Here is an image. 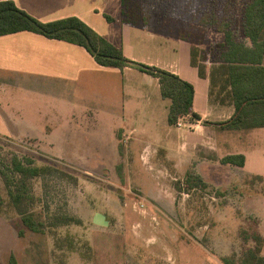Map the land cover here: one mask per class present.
I'll use <instances>...</instances> for the list:
<instances>
[{
  "label": "rangeland",
  "instance_id": "obj_1",
  "mask_svg": "<svg viewBox=\"0 0 264 264\" xmlns=\"http://www.w3.org/2000/svg\"><path fill=\"white\" fill-rule=\"evenodd\" d=\"M133 2L139 14L146 15L149 31L126 27L123 43L140 64L171 70L178 54L183 63L192 50L193 61L209 72L220 62L224 40L221 31L207 25L212 17L218 19L217 26L228 17L236 40L252 47L243 26L250 0ZM142 75L134 69L125 79L115 80L119 94L101 90L106 99L116 94L124 101L115 119L116 129H121L117 134L108 130L109 124L99 127L91 109H81L85 113L72 119L68 109L61 118L52 116V121L70 125L65 133L59 132L70 140L63 147L69 158L47 143L49 133L34 137L0 132V167L17 156L53 169L30 182L35 200L31 209L44 222L42 232L29 231L21 222L0 175L2 264H10L11 256L16 264H224V258L239 259L254 247L255 235L264 236V178L255 176L264 175V127L219 126L232 116L233 107L228 99L221 104L214 95L209 102L220 113L204 138L207 147L197 138L187 144L193 155L183 156L178 167L163 163L157 148L175 146L179 132L167 122L169 100L162 99L154 79L146 75L150 81L145 82ZM21 97L17 119L23 123L50 104ZM181 121L180 129L187 130L189 118ZM143 148L145 158L139 159ZM204 148L208 149L201 153ZM229 154L244 155L245 165H222L220 159ZM96 212L106 216L108 226L93 223ZM65 218L72 222L65 223Z\"/></svg>",
  "mask_w": 264,
  "mask_h": 264
},
{
  "label": "crops",
  "instance_id": "obj_2",
  "mask_svg": "<svg viewBox=\"0 0 264 264\" xmlns=\"http://www.w3.org/2000/svg\"><path fill=\"white\" fill-rule=\"evenodd\" d=\"M11 1L19 9L44 23L76 17L112 45L120 48L127 58L135 62L141 60L131 48L125 47L123 43L124 29L132 25L124 24L121 20V0H102L100 2L99 0ZM115 6L118 8L117 11L112 10V13H109L110 8ZM106 17H109L111 21L107 20ZM133 27L149 31V29L140 26ZM173 62H176V64L173 63L169 66L171 70H166L178 75L182 80L193 86L192 111L201 117L199 121L188 122L187 130L175 126L179 132L175 146L168 143L164 147L157 148V157L159 154V158H162L163 163H174L178 167L183 156L185 158L193 155L192 150H190L191 147L187 146L189 142L199 138L201 145L206 144L204 138L210 132V126L219 118L220 111L218 108L212 107L209 102L208 79L199 76L197 68L191 66L190 59L180 63L178 54ZM134 69L136 68L127 67L120 70L102 67L81 46L58 39L46 38L29 31L0 36V132L27 133L29 136L34 137L35 134L49 133V136H45L47 143L56 145L61 154H64L63 157L69 158L67 150H64L63 147L70 140L66 139L61 133H65L64 131L68 130L70 125L62 124L61 119H53L54 121H52V116L61 118L62 111L68 109L69 118L72 119L75 115L85 113L81 109H91L96 112L93 119L99 127L100 125L109 124L110 129L108 130L114 134L121 132V129L115 127V119L120 116V111L124 108V101L116 94L114 96L108 95L112 99H106L101 90L108 89V92L111 90L116 92L119 88H117L115 80L118 78L125 79L127 73ZM140 73L143 74L142 77L145 82L150 81L146 77L148 74L142 71ZM148 76L158 84L156 78ZM118 92L119 90L116 93ZM18 94H20V97ZM21 95L26 96L28 101L41 99V101L45 100L50 104L48 106L43 104L39 108L43 109L40 111V115L31 116L27 123H23L17 119L19 112H21L19 111V109L21 110L19 105ZM144 100L148 104L146 95ZM105 115L108 116L107 120L104 119L106 118ZM99 116L102 119L101 121H99ZM69 118L67 117V119ZM204 121H208L210 124H205ZM21 123L23 125H20ZM142 132H145V129ZM169 132L166 131V134ZM185 139L188 141H185ZM130 147L132 150L137 148L136 144L133 143ZM208 148H204L200 152L203 153ZM145 149L143 148L142 151L138 152L139 159L145 158V152L143 153ZM207 153L209 152L207 151ZM129 156L132 157L131 152ZM206 161L209 162V160ZM199 173L201 172L199 171ZM255 176L264 178V175ZM258 235L264 238L262 234ZM261 255L264 256V252H261Z\"/></svg>",
  "mask_w": 264,
  "mask_h": 264
},
{
  "label": "trees",
  "instance_id": "obj_3",
  "mask_svg": "<svg viewBox=\"0 0 264 264\" xmlns=\"http://www.w3.org/2000/svg\"><path fill=\"white\" fill-rule=\"evenodd\" d=\"M133 1L121 0L122 22L149 29L146 15L139 14L138 5ZM184 1L187 4L190 2ZM106 18L111 21L109 17ZM209 20L207 25L215 27L224 35L220 45V62L208 72L205 67H199L193 61L191 50L190 63L197 68L201 78L208 79L209 97L215 95L221 104L228 99V103L233 107L232 116L226 121L218 122V125L233 129L264 127V0H250L244 7V35L251 41V49L245 48L236 40L234 32L230 29L231 22L228 17L221 21L220 26H217L218 19L212 17ZM201 23L204 22L201 20ZM21 31L81 46L102 67L120 70L127 67L136 68L156 78L162 99L169 100L167 113L169 125L175 126L182 117L189 118V122L201 119L192 111L194 88L190 83L165 69L143 65L127 58L120 48L112 45L76 17L44 23L19 9L13 1H0V36ZM181 39L187 40L185 37ZM3 163L0 175L7 189L10 204L29 231H44L43 220L31 209L35 200L30 182L34 178L44 177L53 169L35 166L33 159L29 157L13 156L10 163ZM220 163L243 167L245 157L242 154H229L223 156ZM186 180L190 182L189 175ZM70 222L71 218H65V223ZM19 235L22 236L23 232ZM254 242L255 246L247 249L239 259L227 257L223 259L224 264H264V256L261 255L264 238L255 235ZM10 264H16L13 256L10 257Z\"/></svg>",
  "mask_w": 264,
  "mask_h": 264
},
{
  "label": "water",
  "instance_id": "obj_4",
  "mask_svg": "<svg viewBox=\"0 0 264 264\" xmlns=\"http://www.w3.org/2000/svg\"><path fill=\"white\" fill-rule=\"evenodd\" d=\"M93 223L99 226H108L109 222L104 214L96 212L93 216Z\"/></svg>",
  "mask_w": 264,
  "mask_h": 264
},
{
  "label": "built area",
  "instance_id": "obj_5",
  "mask_svg": "<svg viewBox=\"0 0 264 264\" xmlns=\"http://www.w3.org/2000/svg\"><path fill=\"white\" fill-rule=\"evenodd\" d=\"M184 118H185V117H182V118H179V119H178V121H177V123H176V125H175L177 128H181V126L183 125V123H182L181 120L184 119Z\"/></svg>",
  "mask_w": 264,
  "mask_h": 264
}]
</instances>
